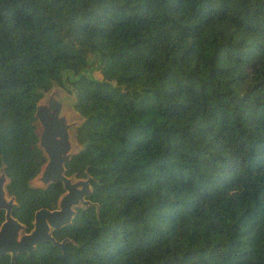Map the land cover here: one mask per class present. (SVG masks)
Segmentation results:
<instances>
[{"label": "trees", "instance_id": "trees-1", "mask_svg": "<svg viewBox=\"0 0 264 264\" xmlns=\"http://www.w3.org/2000/svg\"><path fill=\"white\" fill-rule=\"evenodd\" d=\"M64 81L93 205L15 264H264V0H0V168L27 230L63 192L30 180Z\"/></svg>", "mask_w": 264, "mask_h": 264}, {"label": "water", "instance_id": "water-1", "mask_svg": "<svg viewBox=\"0 0 264 264\" xmlns=\"http://www.w3.org/2000/svg\"><path fill=\"white\" fill-rule=\"evenodd\" d=\"M42 97L36 104L34 117L37 120V146L42 150L46 161L39 172L30 180V185L45 189L51 183H61L63 192L57 199L56 208L40 207L34 212L32 228L25 231L18 219L12 216V208L18 206L13 196L8 197L6 186L9 178L0 168V208L5 210L4 221L0 225V256L10 254V264H15L17 253L31 252L42 242L50 241L54 246L63 248L67 238L57 240L53 230L71 224L79 203L86 208L93 205L88 196L92 192L89 177L67 175L65 164L68 163L82 148L75 137L72 126H80L84 117L76 110L68 113L63 111V103L72 107L78 104V93L70 84L63 86L54 82L48 92H42ZM74 120L71 121V118ZM75 117H78L76 119Z\"/></svg>", "mask_w": 264, "mask_h": 264}, {"label": "rangeland", "instance_id": "rangeland-1", "mask_svg": "<svg viewBox=\"0 0 264 264\" xmlns=\"http://www.w3.org/2000/svg\"><path fill=\"white\" fill-rule=\"evenodd\" d=\"M84 3H81V6L82 7H84ZM90 73L93 75V76H95V77H97V78H100V73L96 70V69H94V68H92V69H90ZM63 111L64 112H66V113H68V115L70 114V112L72 111V112H74V114L75 113H77L76 112V109L74 108V107H72V106H70V105H68V104H66V103H63ZM76 119H78V117H75ZM72 120H74V117H72L71 118V121ZM36 123H37V120H36ZM36 128H37V125H36ZM75 128H76V126H72V128H71V130L73 131V130H75ZM80 147H81V145H80ZM45 156V155H44ZM46 158V157H45ZM46 161V160H45ZM77 207H84V205L82 204V203H79L78 205H77ZM77 207H75V208H77Z\"/></svg>", "mask_w": 264, "mask_h": 264}, {"label": "flooded vegetation", "instance_id": "flooded-vegetation-1", "mask_svg": "<svg viewBox=\"0 0 264 264\" xmlns=\"http://www.w3.org/2000/svg\"><path fill=\"white\" fill-rule=\"evenodd\" d=\"M7 175V174H6ZM9 178V177H8ZM9 183V182H8ZM6 190H7V186H6ZM7 195H8V197H11V196H13L14 198H15V196L14 195H10L9 193H8V191H7ZM15 202L17 203V201H16V198H15ZM18 204V203H17ZM56 206H57V204H56ZM16 207H18V206H16ZM15 207H13L12 208V216L14 217V218H16L14 215H13V209H14ZM56 208V207H55ZM0 210L1 211H3V220L1 221V223L4 221V218H5V210L4 209H1L0 208ZM76 210H77V208H76ZM17 219V218H16ZM33 219H34V215H33ZM19 221V220H18ZM33 221V220H32ZM1 223H0V225H1ZM22 223V222H21ZM23 224V223H22ZM23 225H25V224H23ZM33 226H31V228H32ZM31 228L30 229H28L27 230V226L25 225V231L26 232H29L30 230H31ZM37 247V246H36ZM22 253H26L27 255H28V253L27 252H22ZM19 253H17V255H18ZM3 255H5V254H3ZM7 255L9 256V264H10V259H11V255L10 254H8L7 253ZM17 255H16V257H17ZM2 256V255H1ZM29 256V255H28ZM15 260H16V258H15Z\"/></svg>", "mask_w": 264, "mask_h": 264}]
</instances>
